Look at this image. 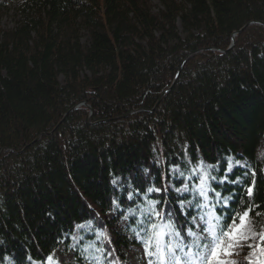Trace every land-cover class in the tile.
Returning <instances> with one entry per match:
<instances>
[{"label":"trees","instance_id":"1","mask_svg":"<svg viewBox=\"0 0 264 264\" xmlns=\"http://www.w3.org/2000/svg\"><path fill=\"white\" fill-rule=\"evenodd\" d=\"M153 1L22 0L0 30V264L76 232L77 255L128 264L161 223L195 247L204 205L218 235L246 208L264 232V0Z\"/></svg>","mask_w":264,"mask_h":264},{"label":"rangeland","instance_id":"2","mask_svg":"<svg viewBox=\"0 0 264 264\" xmlns=\"http://www.w3.org/2000/svg\"><path fill=\"white\" fill-rule=\"evenodd\" d=\"M22 2V0H0V30L11 29L16 25V8ZM156 10L161 9V5L158 0L153 1ZM62 81V79H61ZM243 166L242 163L237 164ZM233 167H231L232 170ZM173 171L178 172L176 168ZM203 172V171H202ZM204 173V172H203ZM188 179V177H187ZM170 187L174 189L172 183ZM196 190L205 191V188L197 186ZM189 191V187L184 185L177 189V192L186 193ZM188 208L189 204H183ZM206 213L197 215L192 222L193 229L187 230L186 236L192 241V245L195 247L188 248L185 244V240L182 239L176 228L168 225L167 223H161L156 229H152L151 236H145L144 233L138 232L132 240L135 241V245L127 251L126 259L128 264H204L205 253L208 252L207 248L202 247L204 243L208 242V232L206 229H213L217 233L216 222L218 217L212 210L207 209L204 205ZM126 219L119 224V230L126 227ZM83 228V227H81ZM247 235L251 237L249 240H244L243 236ZM219 236V235H218ZM80 235L76 232L73 236L72 249L67 250L65 246L58 249L48 260L47 264H94L93 261L97 260L96 256H87L85 252H80L75 249L79 243ZM225 244L231 243L235 245L232 248L225 247V251H231L236 254L232 256H221L220 258L226 261H235L241 259L239 256V249L247 250L249 256H259L256 251H259L260 246V234L255 232L249 222L246 223L245 228L241 230L239 236L235 233L232 237L224 238ZM247 244H252V248L247 247ZM260 257V256H259ZM170 259V260H169ZM261 261H264V255L261 254ZM241 262V261H240ZM111 264H117L116 261H111Z\"/></svg>","mask_w":264,"mask_h":264},{"label":"snow or ice","instance_id":"3","mask_svg":"<svg viewBox=\"0 0 264 264\" xmlns=\"http://www.w3.org/2000/svg\"><path fill=\"white\" fill-rule=\"evenodd\" d=\"M159 191V189L157 190ZM201 195H205L203 192H201ZM247 195L249 197L252 196V189L248 188L247 189ZM252 211L251 208H246L243 212L242 215L238 214L239 218V224L237 225V220L234 218L232 221V225L229 226L231 229L230 231L228 230H223L221 232V235H216L215 231L213 229H206L205 231L208 232V242L204 243L201 245L204 248L208 249V252L205 253L204 256V264H237L235 261H226L221 259V256H232L236 253L231 252V251H225V247L227 248H232L235 245L228 243L225 244V241L223 239L224 236L232 237L233 234L235 233L236 236H239L241 233V230L245 228L246 223L248 222V217L249 213ZM159 215V213H157ZM258 215V213H257ZM155 228L156 225H153ZM190 231V230H189ZM190 231V235H191ZM261 238V244L264 245V232L260 234ZM244 240H249L251 237L244 235L243 236ZM247 247L250 249L252 248V244H247ZM261 254L264 255V247L261 248ZM51 259V258H49ZM249 264H253V260H249ZM259 264H264V261H260Z\"/></svg>","mask_w":264,"mask_h":264},{"label":"water","instance_id":"4","mask_svg":"<svg viewBox=\"0 0 264 264\" xmlns=\"http://www.w3.org/2000/svg\"><path fill=\"white\" fill-rule=\"evenodd\" d=\"M233 46H234V39H233V41H232V45H231V47H230L229 49H231ZM181 70H182V69H181ZM179 75H180V71H179L178 74L176 75V77H175V79H174V81H173V84H172V86H171L170 89H172V87H173L174 84L176 83V81H177ZM170 89H169V90H170ZM169 90H168L167 92H165V93L163 94V96L166 95V94H168ZM163 96H162V97H163ZM162 97L160 98V100L158 101V103H157L156 106H158V105L160 104V102H161V100H162ZM80 106H86V104L83 103V104L79 105V107H80ZM77 108H78V107H77ZM77 108H74L72 111L76 110ZM89 109H90V112H91L90 117H92L93 110H92L91 107H89ZM41 137H42V136H40V137H39L34 143L38 142V141L41 139Z\"/></svg>","mask_w":264,"mask_h":264}]
</instances>
